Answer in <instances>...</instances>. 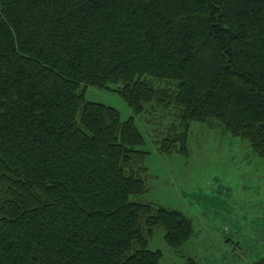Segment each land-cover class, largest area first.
<instances>
[{"label":"trees","instance_id":"trees-1","mask_svg":"<svg viewBox=\"0 0 264 264\" xmlns=\"http://www.w3.org/2000/svg\"><path fill=\"white\" fill-rule=\"evenodd\" d=\"M88 86L174 108L162 153L214 121L264 159V0H0V264H159L156 229L194 235L140 200L143 134Z\"/></svg>","mask_w":264,"mask_h":264},{"label":"rangeland","instance_id":"rangeland-1","mask_svg":"<svg viewBox=\"0 0 264 264\" xmlns=\"http://www.w3.org/2000/svg\"><path fill=\"white\" fill-rule=\"evenodd\" d=\"M84 97L116 108L122 120L134 116L148 151V189L140 200L193 222L194 235L176 250L165 243L163 229L155 230L149 249L162 252L159 264H253L264 257V159L247 140L214 121L191 122L187 156L165 154L161 141L178 124L174 108L152 104L135 116L117 91L88 86Z\"/></svg>","mask_w":264,"mask_h":264}]
</instances>
